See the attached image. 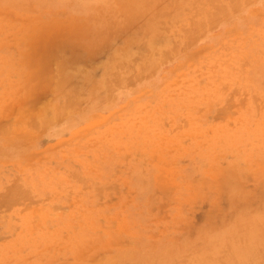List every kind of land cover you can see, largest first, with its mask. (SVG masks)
I'll return each instance as SVG.
<instances>
[{
	"label": "rangeland",
	"instance_id": "obj_1",
	"mask_svg": "<svg viewBox=\"0 0 264 264\" xmlns=\"http://www.w3.org/2000/svg\"><path fill=\"white\" fill-rule=\"evenodd\" d=\"M0 264H264V0H0Z\"/></svg>",
	"mask_w": 264,
	"mask_h": 264
}]
</instances>
